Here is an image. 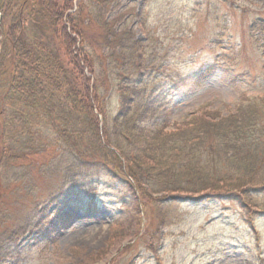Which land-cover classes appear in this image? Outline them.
Listing matches in <instances>:
<instances>
[{
	"label": "rangeland",
	"instance_id": "rangeland-1",
	"mask_svg": "<svg viewBox=\"0 0 264 264\" xmlns=\"http://www.w3.org/2000/svg\"><path fill=\"white\" fill-rule=\"evenodd\" d=\"M67 1L54 0L61 9L73 6L65 14L79 12L74 22L96 61L110 124L119 113L117 85L133 69L119 47L103 41L110 28L101 23L114 24L111 37L131 31L141 40L136 53L159 59L175 78L214 64V74L182 86L164 133L183 129L193 114L234 111L242 101L264 106V31L257 27L264 28V0ZM16 11L1 18L0 30ZM24 15L38 18L33 8ZM31 22L26 38L45 42L49 33ZM71 36L79 49V37ZM53 44L67 62L60 41ZM32 132L12 150L0 146V264H264V193L204 202L152 194L159 208L143 194L137 210L119 172L125 164L112 154L103 165L49 126L34 122ZM154 134L146 136L157 143ZM122 149L132 155L130 146Z\"/></svg>",
	"mask_w": 264,
	"mask_h": 264
},
{
	"label": "trees",
	"instance_id": "trees-1",
	"mask_svg": "<svg viewBox=\"0 0 264 264\" xmlns=\"http://www.w3.org/2000/svg\"><path fill=\"white\" fill-rule=\"evenodd\" d=\"M17 3L21 4L17 7ZM15 8L10 23L3 21L0 30L2 151L32 138L34 122L49 126L80 155H97L104 165L112 154L125 164L119 172L137 210L143 194L159 208L152 194L204 202L251 201L264 193V106L242 101L234 111L193 114L183 129L164 133L171 103L180 97L182 86L194 76L201 82L214 74V64L194 75L175 78L165 73L159 59H142L136 53L141 40L131 31L111 37L114 24L101 23L110 28L103 41L119 47V56L133 69L117 85L119 113L110 124L99 96L102 82L96 76V61L83 48L79 21L74 22L79 12L65 14L73 6L61 9L54 0H0L1 18ZM28 8L34 9L36 20L26 19ZM30 21L41 33H49L45 42L39 37L26 38ZM257 27L264 31L262 25ZM74 32L80 39L79 49L74 47ZM54 40L60 41L67 62ZM158 73L166 78L163 86L157 85ZM148 131L157 134V143L147 138ZM122 145L130 146L132 155ZM162 208L159 210L165 214V206Z\"/></svg>",
	"mask_w": 264,
	"mask_h": 264
}]
</instances>
